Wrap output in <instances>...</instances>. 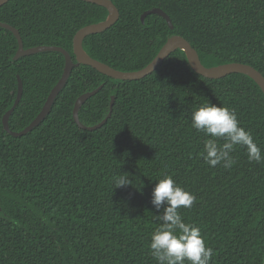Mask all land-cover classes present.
I'll list each match as a JSON object with an SVG mask.
<instances>
[{"label":"trees","instance_id":"trees-1","mask_svg":"<svg viewBox=\"0 0 264 264\" xmlns=\"http://www.w3.org/2000/svg\"><path fill=\"white\" fill-rule=\"evenodd\" d=\"M118 20L82 43L92 59L121 72L146 67L167 40L180 36L201 64L253 67L264 77V0H111ZM161 9L171 20L148 15ZM108 17L105 8L80 0H10L0 7V264H158L149 244L160 225L152 190L165 174L196 196L181 208L201 229L214 255L210 264H264V163L249 162L245 148L225 169L202 157L208 138L191 126L192 112L211 102L234 109L240 125L264 150V94L242 74L208 79L176 50L150 75L114 80L89 66L74 68L49 114L29 133L8 134L2 118L22 85L9 117L12 132L40 113L60 80L57 52L14 59L23 48L55 46L73 55L75 33ZM102 86L73 121L76 99ZM223 143V141H221ZM129 173L133 185L114 188ZM187 264V262H186Z\"/></svg>","mask_w":264,"mask_h":264},{"label":"clouds","instance_id":"clouds-1","mask_svg":"<svg viewBox=\"0 0 264 264\" xmlns=\"http://www.w3.org/2000/svg\"><path fill=\"white\" fill-rule=\"evenodd\" d=\"M191 126L205 137L202 157L212 168L221 165L230 169L236 160L237 147L246 150L249 162L264 163V150L250 131L240 125L234 109L211 102L195 108ZM223 141V143H221ZM132 176L124 173L113 177L114 188L133 185ZM196 196L179 185L170 174L158 180L152 190L151 204L159 213L161 223L150 237V254L158 264H210L214 251L206 245L201 229L184 222L180 209H190Z\"/></svg>","mask_w":264,"mask_h":264},{"label":"water","instance_id":"water-1","mask_svg":"<svg viewBox=\"0 0 264 264\" xmlns=\"http://www.w3.org/2000/svg\"><path fill=\"white\" fill-rule=\"evenodd\" d=\"M8 1L10 0H0V7L6 4ZM80 1L105 8L108 12V17L106 18V20L100 23L85 26L79 29L75 33L73 37V44H72L75 62H73L71 55L67 51L63 50L62 48L55 47V46H42V47H35V48H30V49L25 50L23 48L22 40H21V37L18 31L8 25L1 24V26L7 29L8 31H10L17 40L18 49L14 57L15 60L21 57L30 56V55H34V54L42 53V52L60 53L64 57V60H65V65H64L62 76L60 80L57 82V84L53 87L51 92L49 93L40 113L22 131L12 132L9 129L8 120L13 110L18 105L19 100L21 98V93H22V85H21L20 80L18 79V93H17L16 100L12 108L8 110L2 118L3 128L11 136L20 137L22 135H25L29 133L33 128L37 127L45 119V117L49 114L51 107L53 103L55 102L56 97L66 85L68 78L71 75L72 70L80 65L89 66L92 69L99 72L100 74L107 76L114 80L136 81V80H140L152 74L158 68V66L170 56L171 53H173L176 50H181L185 53L186 59L190 67L192 68V70L196 72L197 74L201 75L202 77L208 78V79H220L230 74H242L244 76L249 77L251 80H253L259 86L262 93L264 94V77L261 75V73H259L253 67L246 65V64H241V63H229V64H225V65L217 66L213 68H206L201 64L197 52L191 47L189 42L180 36H174V37L169 38L167 42L164 44V46L157 53L155 58L146 67H144L141 70L134 71V72L117 71L102 62H99V61H96L90 58L84 52L82 48L83 40L87 36L102 33L108 28H110L118 20L119 12L117 8L113 5L111 0H80ZM148 15L160 16L166 21L169 29L170 30L173 29V25L171 23L170 18L161 9L154 8V9L144 12L140 18L142 24L144 23V20ZM101 88L102 86H99L98 88H96L95 90L91 92H87V93L80 95L74 103L73 111H72L73 121L78 126V128H80L81 130H85V131L97 130L100 127H102L111 116L112 107L114 103V97H111L110 107H109V111L106 117L98 124L93 125V126H85L79 120V111L82 105L89 98L96 95L101 90Z\"/></svg>","mask_w":264,"mask_h":264}]
</instances>
